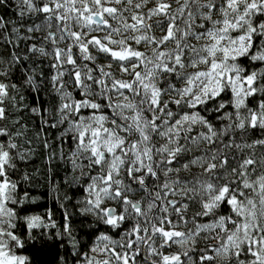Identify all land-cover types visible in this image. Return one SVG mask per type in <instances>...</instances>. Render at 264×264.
<instances>
[{"label": "snow or ice", "instance_id": "obj_1", "mask_svg": "<svg viewBox=\"0 0 264 264\" xmlns=\"http://www.w3.org/2000/svg\"><path fill=\"white\" fill-rule=\"evenodd\" d=\"M149 2L0 0L15 9L0 15V46L11 45L0 56V264H31L23 250L57 227L51 210H30L36 201L18 167L30 149L7 126L13 93L43 87L28 70L19 87L11 80L28 54L52 57L58 97L30 111L46 127L66 125L49 160L65 159L70 140L74 182L86 178L80 211L119 230L84 250L65 211L62 231L47 237L70 243L61 264H264V0ZM92 49L109 62L96 64ZM113 64L129 78L117 79Z\"/></svg>", "mask_w": 264, "mask_h": 264}, {"label": "trees", "instance_id": "obj_2", "mask_svg": "<svg viewBox=\"0 0 264 264\" xmlns=\"http://www.w3.org/2000/svg\"><path fill=\"white\" fill-rule=\"evenodd\" d=\"M9 4L11 5V0H9ZM153 4L154 0H150L148 7H152ZM144 11H147V8ZM0 15H4L6 18H14L15 9L14 7H0ZM36 23H40V20L37 19ZM113 23L115 24L116 22ZM155 34L159 35L156 32ZM33 35L42 36L43 33H35ZM33 42L38 45L40 43L39 40H33L29 43ZM66 43V41H61L57 46L63 48ZM133 46L137 47L135 45ZM45 47L51 51L52 46L50 44H45ZM10 50L11 45L0 46V56L7 60ZM140 50L145 49L140 48ZM17 51L22 53L26 52L25 45L21 43V47ZM92 53L97 56L96 64L105 65V62L108 61L101 54H98L95 49H92ZM28 55L29 60L26 62L22 61V67L17 66L14 69L11 80L16 82L19 87L23 83L25 70H28L29 74L36 76L37 84H43V87L34 93L27 84H24L23 87H19L18 92L13 93L16 96L17 108H10L11 115L7 126L10 132H22L23 136L17 137L16 142L23 149H30L27 154V159L20 161L18 164L19 174H27L29 176L28 182L23 183L22 186L28 190L36 201L35 204L30 206V210L39 215H43L47 210H51L52 220L55 221L57 227L55 229L50 228L45 230V239L30 241L23 250V253L30 257L31 264H61L60 257L69 258L70 243H65L61 247L59 240L55 238L47 239V237L51 236L53 232L62 231L60 225L64 223L65 211H67L69 216L73 237L80 242V246L84 250H87V247L92 245L96 235L108 229L103 224L98 223L95 216L84 215L80 211L84 207L80 201L86 198V193L81 185L86 183V178L80 179L79 183L74 182L75 177L79 176V172L73 174L71 165L67 159L71 151V141L69 140L63 146L65 159L61 160L57 156L51 161L49 160V156L54 150L59 152L58 137L66 125L57 128L46 127L42 124L40 116L30 111L32 107L41 109L44 107L52 108L58 103V97L52 92L51 84L49 83L50 76L53 74V69L50 68V64L53 63L52 57H42L38 56V54ZM84 63L89 62L85 61ZM111 71H113L117 79L129 78L127 75L122 76L116 70V67H113ZM41 73L43 76H41ZM93 75L97 76L98 73L93 72ZM65 80H67V77H65ZM68 90L72 91L73 96L77 99L81 98L79 92L73 90L71 86L68 87ZM21 95L24 97L23 100L20 99ZM254 100L255 98L250 100L249 103H253ZM208 118L212 120L213 115L209 114ZM16 119L20 121V124L13 127L11 121ZM20 125H24L25 127L21 128ZM217 126H219L218 122ZM200 130L203 131V129ZM38 132L41 133L39 137L36 135ZM44 140L48 141L50 147L44 146ZM25 141H31V143H25ZM193 154L199 155L201 153L196 152ZM199 171L198 168L193 167L190 172L181 171L180 175L191 176ZM139 195L137 194L134 198H139ZM61 205H63V208H61ZM195 210V208H190V212H194ZM189 227H191V224H189ZM108 231H110V234L114 238H118L115 234L119 230ZM140 264H143V262L141 261Z\"/></svg>", "mask_w": 264, "mask_h": 264}, {"label": "rangeland", "instance_id": "obj_3", "mask_svg": "<svg viewBox=\"0 0 264 264\" xmlns=\"http://www.w3.org/2000/svg\"><path fill=\"white\" fill-rule=\"evenodd\" d=\"M125 15H127V13L125 14ZM157 34H161L159 31H155ZM92 35H97V36H103V35H105V33L104 32H96V33H92ZM140 48H143L144 49V46L143 45H141V46H139ZM109 61H107V62H105V65L108 63ZM113 67H116V65L115 64H113ZM106 204L107 205H110V206H115V204H114V202H111V201H107L106 202Z\"/></svg>", "mask_w": 264, "mask_h": 264}]
</instances>
